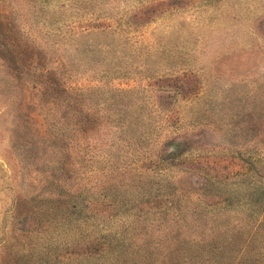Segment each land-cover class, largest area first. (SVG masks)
<instances>
[{"label": "rangeland", "instance_id": "1", "mask_svg": "<svg viewBox=\"0 0 264 264\" xmlns=\"http://www.w3.org/2000/svg\"><path fill=\"white\" fill-rule=\"evenodd\" d=\"M201 208L264 222V0H0V264H206Z\"/></svg>", "mask_w": 264, "mask_h": 264}, {"label": "trees", "instance_id": "2", "mask_svg": "<svg viewBox=\"0 0 264 264\" xmlns=\"http://www.w3.org/2000/svg\"><path fill=\"white\" fill-rule=\"evenodd\" d=\"M98 32V31H95ZM99 33L102 34V32L99 31ZM88 35V34H87ZM46 83H49V85H46ZM45 87L44 88H49V89H54L56 91L64 93L66 100L62 101L64 106L65 111H70V112H75L73 110V107L75 106V102L72 101L73 97L69 96V98L66 96V90L65 88L60 87L59 83L57 81H53L52 79L45 81ZM46 90V89H45ZM55 102L57 97H53ZM65 102V103H64ZM89 115H85L84 122L81 121V127L78 128V130L81 131L82 127V133L84 134V138L90 133V130H92V127H90L89 123L92 121V119H89ZM80 124V123H79ZM86 126V127H85ZM71 131H76L77 128L75 127L73 130V127L68 128ZM97 129L100 131L101 127L98 126ZM68 137V136H67ZM90 149L91 147L89 146L88 148H85V153L90 155ZM233 185V184H232ZM213 186V189L208 190V187ZM203 189L201 192L203 195H217V187L214 183V181L207 179L206 177H203V183L202 186L199 187ZM234 194V193H233ZM233 194L229 195L232 196ZM222 194H219V196ZM235 199H232L231 201H222V203H225V207H229L233 205V202ZM257 201H255L253 204H256ZM213 210H208V209H202L201 211H198L196 209H193L191 215L194 217L192 222L190 221L191 224H193V227L196 229L200 230V236L203 238L201 239V244L204 245L202 250H194L192 253L190 252L191 256L187 257L186 259L184 258L182 261H191L193 260L192 256L197 257L200 261V255L206 253L205 257V263L206 264H222V262L226 261L227 255L233 251L236 250V254H240V257L237 259L236 264L244 262L242 260L247 254L250 255V252H254V256L259 257L261 255V249L262 247L254 248L252 245L260 232L264 231V222L258 223L257 221V214L254 213L252 209L248 210L245 214V217L242 219L237 218L236 220L230 219V217H227L228 219L221 220L218 219V216L215 217L214 215L216 213H219L221 208H212ZM202 213H204V216H202ZM219 215H221L219 213ZM197 220V224H196ZM198 221H202V225L198 223ZM241 221H246L245 223H242ZM207 226H209L207 228ZM205 232V235H202V233ZM243 232H248L246 237L243 239ZM207 233H212L214 234L213 236L209 237V242L206 244L205 237ZM251 233V235H249ZM196 239L192 238L189 240V243L195 242ZM241 241L245 243V245L239 246L241 244ZM192 249V246H189V251ZM245 253V254H244ZM261 259V258H260ZM247 260H245L246 262ZM254 260H252L253 263ZM259 261V260H258ZM177 264H180L179 261H177ZM249 264H251L249 262Z\"/></svg>", "mask_w": 264, "mask_h": 264}]
</instances>
